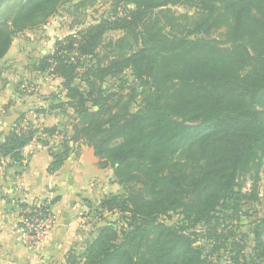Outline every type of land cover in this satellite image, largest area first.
<instances>
[{"label": "trees", "instance_id": "obj_1", "mask_svg": "<svg viewBox=\"0 0 264 264\" xmlns=\"http://www.w3.org/2000/svg\"><path fill=\"white\" fill-rule=\"evenodd\" d=\"M113 1L110 16L58 42L36 67L64 80L50 110H73L68 142L56 152L19 120L0 132V167L5 159L22 166L23 150L38 139L53 158L50 174L69 157V143L92 148L97 166L114 170L125 194L100 208L125 222L99 227L69 264H221L222 250L230 264H264V217L253 222L252 258L226 234L246 202L258 200L254 189L244 194L247 179L264 174V0ZM69 2L0 0V61L17 33ZM189 3L196 20L183 24L171 8ZM5 9L12 13L1 17ZM223 28L225 41L210 38ZM113 31L124 36L106 43ZM42 133L60 135L58 127ZM22 205L31 220L37 208ZM173 214L180 218L166 224Z\"/></svg>", "mask_w": 264, "mask_h": 264}, {"label": "rangeland", "instance_id": "obj_2", "mask_svg": "<svg viewBox=\"0 0 264 264\" xmlns=\"http://www.w3.org/2000/svg\"><path fill=\"white\" fill-rule=\"evenodd\" d=\"M82 1L85 0H71L69 3H64L58 12L46 21H37L15 35L8 54L0 61V132L9 131L13 124L20 120L19 127L38 129L40 131L39 138L55 148L56 152L62 147L63 140L68 142L72 136V126L76 123L73 110L69 109L67 112L50 110L52 104H57L54 96H60L63 99V78L54 74L52 69L37 71L36 67L43 58L55 53L58 42L77 34L90 24L107 18L115 9L113 0H89L87 5L78 6ZM171 10L183 24L196 20V10L191 3L172 7ZM118 11L123 12L124 7L120 6ZM11 13L9 9H5L1 17L10 16ZM226 33L227 29L223 28L212 33L210 38L223 42L226 39ZM123 36L124 33L121 31L110 32L106 37V43L111 40L115 42ZM106 50L110 51V49ZM21 116H23L22 120ZM52 127L59 128V136L51 137L49 134L42 133L44 129ZM39 144L42 145L38 139H35L30 144L32 150L38 149ZM69 146L73 149L69 156L71 154L78 155L82 146L88 147L84 144L73 145L72 143H69ZM96 160L98 164V159L96 158ZM101 170H106L108 175L102 179V185L99 179L91 183V187L97 184V193L79 198L80 206L75 211L76 238L72 246L67 249L62 264H69L67 256L81 254L84 250L83 246L92 239V234L96 235L95 232L99 227L111 225L119 228L125 222L121 214L106 213L100 208L105 198L125 194L123 187L116 181L114 182V170L110 168ZM253 189L259 194L258 200H248L243 207L246 215H241L238 222L227 223L228 228L226 229V234L231 232L240 244L246 246L244 253L246 257L251 258L253 257L251 249L253 222L264 217L263 173L259 175L257 182L252 178L247 179L243 192L250 195ZM56 198L59 197L39 201L29 206L38 204L47 206ZM22 204L18 203L16 206H12L13 214L10 215V219L15 229H19L20 244L24 247L34 248L38 243H42V240H45L54 229L57 217L53 212V206L46 216L42 214L41 217L40 215L39 218H42L43 221L38 228L33 223L27 222L25 215L29 209L23 208ZM14 209L18 211L14 212ZM179 218V215L173 214L164 220L166 224L171 225ZM197 229L198 231L203 230L201 226ZM36 232L39 234V238H36ZM199 244L205 246L207 250L212 249L213 246V243L208 240L200 239ZM230 259L229 252L220 251L219 261L221 264H230Z\"/></svg>", "mask_w": 264, "mask_h": 264}, {"label": "crops", "instance_id": "obj_3", "mask_svg": "<svg viewBox=\"0 0 264 264\" xmlns=\"http://www.w3.org/2000/svg\"><path fill=\"white\" fill-rule=\"evenodd\" d=\"M30 148L23 150L22 166L5 159L0 167V264H62L76 238L79 198L96 194L98 186L91 183L99 179L102 185L108 172L98 168L93 150L82 146L78 155L71 154L58 172L50 174L53 158L48 149L40 144L35 151ZM55 195L59 201L53 207L54 229L34 248L22 246L19 229L10 219L12 206L31 205Z\"/></svg>", "mask_w": 264, "mask_h": 264}, {"label": "built area", "instance_id": "obj_4", "mask_svg": "<svg viewBox=\"0 0 264 264\" xmlns=\"http://www.w3.org/2000/svg\"><path fill=\"white\" fill-rule=\"evenodd\" d=\"M37 209L36 210H34L33 211V213H35V215L33 216V218L30 220V219H26L27 220V222L30 224V223H33L34 224V226H38V228H39V224L40 223H42V218H39L40 216H39V213H38V209H39V204L37 205V206H35ZM31 211L30 210H28V212L27 213H30ZM32 213V212H31ZM35 235H36V238L38 237L39 238V234L36 232L35 233Z\"/></svg>", "mask_w": 264, "mask_h": 264}]
</instances>
